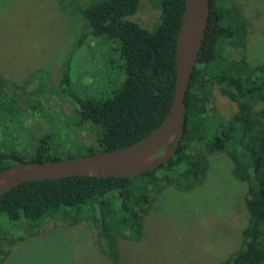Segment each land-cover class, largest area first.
<instances>
[{
    "label": "trees",
    "instance_id": "16d2710c",
    "mask_svg": "<svg viewBox=\"0 0 264 264\" xmlns=\"http://www.w3.org/2000/svg\"><path fill=\"white\" fill-rule=\"evenodd\" d=\"M150 1L161 10L160 22L152 31L127 19L139 12L141 0L60 2L62 11L71 9L82 20L63 62L61 88L53 89L71 107L65 116L73 122L60 123L73 128V135L89 131L97 152L124 148L144 138L163 122L172 105L185 0ZM209 1L210 17L186 94V126L176 155L136 178L94 175L32 181L4 194L0 218L6 217L14 228L7 235L0 224V264L18 244L41 236L46 226L49 230L87 226L95 234L99 253L110 264H120L119 244L144 237L155 202L170 191L193 194L205 183L210 156L215 154L229 158L232 177L246 188L248 214L239 248L217 264H264V62L251 60L248 23L232 0ZM90 37L111 40L120 48L124 74L109 97L81 99L69 92L71 58ZM10 85L0 72L4 127L14 120V113L11 118L6 115L10 104L20 109L16 99L3 96L1 87ZM216 88L235 105L228 118L214 105ZM30 96V107L39 97L49 103L41 86ZM60 148L44 137L33 162L60 159L50 153ZM88 151L87 155L95 153L93 147ZM20 162L25 160L0 150V172Z\"/></svg>",
    "mask_w": 264,
    "mask_h": 264
},
{
    "label": "rangeland",
    "instance_id": "374dc122",
    "mask_svg": "<svg viewBox=\"0 0 264 264\" xmlns=\"http://www.w3.org/2000/svg\"><path fill=\"white\" fill-rule=\"evenodd\" d=\"M72 1L83 4L88 0ZM60 2L0 0V72L12 85L1 90L20 107L10 104L6 115L11 118L14 113V120L6 127L0 111V150L25 162L36 158V147L46 136L55 147L61 145L58 151L50 152L60 159L87 155L92 147L98 150L89 131L74 136L73 128L66 129L60 123L66 121L69 126L73 122L65 116L71 107L66 100H59L53 89L61 88L63 62L82 23L71 9L62 11ZM232 2L248 23L251 60L264 62V0ZM160 14V8L150 0H141L139 12L127 19L152 31L160 22ZM122 63L118 43L88 38L71 58L70 94L81 99L111 96L122 80ZM40 86L49 103L39 97L30 107V93ZM213 101L222 116L228 118L234 113L235 105L218 88ZM210 161L205 183L193 194L170 191L155 202L146 218L144 237L139 242L119 244L120 264H217L239 248L241 231L248 221L246 188L232 177V164L226 155H212ZM0 224L4 234L12 233L14 227L6 217L0 218ZM49 229L46 226L41 236L18 244L4 264H110L99 253L95 234L87 226Z\"/></svg>",
    "mask_w": 264,
    "mask_h": 264
},
{
    "label": "water",
    "instance_id": "95a60500",
    "mask_svg": "<svg viewBox=\"0 0 264 264\" xmlns=\"http://www.w3.org/2000/svg\"><path fill=\"white\" fill-rule=\"evenodd\" d=\"M176 42V87L170 110L150 134L124 148L66 159L20 162L0 172V197L21 184L74 176L107 175L136 178L174 157L183 139L186 94L202 48L210 17L209 0H185Z\"/></svg>",
    "mask_w": 264,
    "mask_h": 264
}]
</instances>
